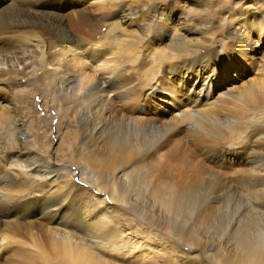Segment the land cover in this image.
I'll list each match as a JSON object with an SVG mask.
<instances>
[{
  "label": "bare ground",
  "instance_id": "bare-ground-1",
  "mask_svg": "<svg viewBox=\"0 0 264 264\" xmlns=\"http://www.w3.org/2000/svg\"><path fill=\"white\" fill-rule=\"evenodd\" d=\"M151 1L153 0H0V79H3L0 81L14 84L16 76L25 77L27 74L37 81L45 78L47 89L56 93V100H52L56 107L65 104L68 106L70 97L75 95L78 102L75 104H79L77 107L81 116L85 117V112L88 115L93 112L96 116H93V120L90 117L85 118V121L82 119L79 139L91 145L90 161L100 164L109 172L100 175L92 170L80 175L76 183L69 179V175H74L72 170L54 169L48 159L38 161L37 158L29 157V161L21 160L22 157L28 159L32 151L27 147L23 153H19L17 139L30 144L32 134L29 136L28 131L22 127L23 120L19 117L22 114L19 111L21 108H13L14 113L10 111L12 114L7 118L12 121L11 131H8L11 137L7 139L8 149L4 147L2 152L11 168H16L30 178L35 175L32 181L37 183L20 189L17 187L18 181L10 174L0 175L1 247L7 240L25 235L34 237L33 231L38 230L41 232L39 236L43 237L42 243L58 251L63 264H106V261L100 260L92 251L93 247L103 248L109 245L110 250L126 252L130 243L155 251L150 256L152 264H174L173 260L177 258L179 260H175V264H185L184 257L190 255L194 256L191 264H264V149L257 151L250 148L246 157L247 167L237 169L230 165L227 170V166L220 162L221 166L211 169L202 163L204 158H200L202 155L195 151L200 149H197V145L192 148V142L186 143L184 138L183 143L175 142L179 130H173L165 123L148 122L141 117L146 114L152 101L146 103L145 100L154 96L166 100L164 93L156 92V85L163 81L184 87L179 79L185 77L186 86L194 91L197 83L202 87L206 86L213 80L215 72L226 71L229 65L234 68V72L244 70L255 53L256 46L251 44L252 37L260 39L264 35V21H258L260 17L251 13H239L245 16V20L239 18L235 23H230L225 31L230 39L228 44H220L218 47L212 45L211 34L206 30L203 32L186 25L180 27L183 30L182 37L181 32L176 31L172 36L167 26L175 24L180 15L176 16L179 6L176 3L164 4L163 11L157 9L159 16L150 21L151 33L155 38L149 40L147 47H155L164 38L170 39L171 41H167L170 43L169 53L164 55L167 60L158 63L160 66L156 74L147 83V92L136 94L132 91L129 75L131 68L141 60L146 47L142 43L144 38L138 39L141 49L134 53L131 47L125 49L128 58L124 64H112L110 57L139 37L121 31L120 38L116 41L112 38V32L120 23L134 15L143 16V8ZM189 1L198 4L203 0ZM164 10H167L168 16ZM159 17L165 21L160 22ZM173 18L175 22L172 21ZM182 19V25L189 21L187 16ZM112 44L117 45L113 47ZM219 53L222 54V59L217 56ZM33 58L40 62L38 67L32 64ZM5 60H8V64ZM106 61H109V67H105ZM251 81L254 82L253 79ZM260 81L249 87H242V84L241 95L253 97L255 86L258 87L257 91L264 87V82ZM16 92L18 102L24 99V92L29 90L24 88ZM189 93L184 95L187 100ZM109 94L113 97H108ZM102 96H107L108 101H104ZM114 99L121 102V108L126 106L125 111L112 103ZM85 102L87 104L84 105ZM81 103L84 105L83 109ZM194 114L192 118L199 119L200 113ZM206 114L209 115L208 112ZM218 119L207 122L208 126L202 127V131L196 124L188 127L202 132L203 137L207 136L206 139L209 137L208 140L211 141H207L212 145L225 144L229 147L238 142L237 149H241L240 144L251 134L244 129L245 135L241 136L227 123H219L224 120ZM104 132L106 134L102 135ZM101 136H105L101 147L107 149L110 159L101 157L100 146L96 142ZM223 139H226L225 143ZM180 140L181 137L179 142ZM244 145L243 143L241 147ZM164 148L165 153H162ZM238 152L227 149L220 154L216 150L213 153L214 158L220 156L222 161L227 155L236 156ZM120 154L130 157V170L120 163ZM15 157L19 160H15ZM165 157L179 165V175L168 181L167 188L163 190L165 192L156 194L152 201L147 196L150 185L153 184L149 179L152 164L157 163L156 168H159L160 158ZM194 158L196 164L192 161ZM155 161L157 162L154 163ZM139 166H142L141 172ZM46 175H53L58 183L52 188L46 187ZM89 192L99 210L86 199ZM101 192L107 196L99 197L98 193ZM227 200L243 203L244 210L254 216L242 217L238 212L232 219L215 216L217 210L223 212L221 207ZM215 202L220 203L217 209L212 205ZM149 204L150 209L147 207ZM93 211L95 213L91 216ZM95 215L101 218L95 220ZM159 229L169 239L156 245V237L161 238ZM180 245L188 246V252L182 251ZM58 253L56 252L57 255Z\"/></svg>",
  "mask_w": 264,
  "mask_h": 264
},
{
  "label": "rangeland",
  "instance_id": "rangeland-1",
  "mask_svg": "<svg viewBox=\"0 0 264 264\" xmlns=\"http://www.w3.org/2000/svg\"><path fill=\"white\" fill-rule=\"evenodd\" d=\"M168 3L178 4L179 9L176 10L177 13L176 16L180 14L179 17H177L178 19H176V22H175V18L172 19V21L175 22V24L170 23L167 26L170 34L175 33L174 31L181 32L180 36L182 37L183 30L180 27L185 25L186 27L189 28H197L203 32L204 30H206L208 33L211 34L210 38H212L213 40L212 45L214 46L218 45V47L220 46V44H228L230 40L229 36L225 32L228 29V25L232 22L235 23L236 22L235 20L239 18L245 20V16L244 15L241 16L239 13H243V12L251 13V15L254 14L260 17L258 21L260 20L264 21V0H215V1L203 0L202 2L198 3L200 4L199 6L198 4L192 3L189 0H153L149 2L143 8V12H142L144 13L143 16L139 14L134 15L133 18H130L124 23L123 22L120 23L119 26H117L118 28H115L112 32V38H114L116 41L119 40L121 31H125L131 36H135V35L139 36L136 37V40L132 41L131 43H127L125 48H121L122 50L120 52L118 53L116 52L112 57H110V62L112 64L114 63L124 64L128 58V52L125 49L131 47L133 49V53L137 49H141L140 47L141 43L138 41V39L144 38L142 43L146 44V47L145 50L142 48L143 53L141 52L142 53L141 60L139 63H137L134 66V68L132 67L130 70L131 73L129 75V81L130 84L132 85V88L134 89L133 90L131 88L133 93L135 92L137 94L138 92L139 93L147 92L146 86L149 84L152 77L156 74L158 67L160 66V65L158 66V63L167 60L166 58H164L165 57L164 55H167L169 53L168 46L170 43L168 42L171 41L170 39H168L169 40L168 41L166 38H164L163 40H161V42L155 44L156 48L154 46L152 48H148L147 45L149 44V40H153L155 38L154 34L151 33L152 25L150 21L154 19L156 16H159V13H157V9L159 11H163L164 4H168ZM164 13H167V10H164ZM181 16L182 17L187 16L189 21H186L182 25L183 19ZM159 20L162 23L165 21L164 18L161 19L160 17ZM241 24L242 23H240V25ZM252 31L253 29L250 30L251 35H252ZM251 44L256 46L254 57L252 58L254 61L252 59L249 60L248 65H246L245 69L242 70L243 72L242 71L234 72V68L229 65L226 71H219V72L217 71L218 73L215 72V76L213 80L209 82L206 86L202 87L199 83H197L196 86L194 87V89L196 88L194 91L192 90L193 88H189V86H186L187 78L185 77H183L184 80L183 78L179 79V83H184V87L182 86L178 87L170 83H167L166 81H163L162 82L163 85H162L161 83L162 80L160 81L161 83L160 85L155 83V85L157 84L156 92L164 93V95L166 96V100H160L156 96L152 97L151 99L145 100L146 103H148L150 100L152 101L149 107H147L148 110L146 114H142L141 117L145 118V120L148 122H150L151 120L152 123L155 124L165 123L168 124L170 127H172L173 130L174 129L179 130L180 133H177L178 135L175 137V140L177 141L175 142L183 143L185 140V142L187 143L188 141H191L192 145L190 146H192V148L194 145H197L198 148L197 147L196 148L197 149L200 148V149L195 151L197 152V154L202 155V157L200 158H204L202 159V163L205 166L208 165V167L211 169H217L219 167L218 165H220V162L227 166L226 167L227 170H229L228 166L230 165H231L230 167H235L237 169H240V167L241 168L247 167L246 157L248 156V151L250 150V148L252 150H257V151H260L261 148L264 149V87L262 88L263 91L260 88L259 91H257L258 87L255 86L253 97L246 98L244 96L245 97L244 98L241 95L243 92L242 87H249L251 86L250 84L257 83V81L259 82L260 80H261L260 82L262 83L264 82V63H263L264 61H262L264 60V35L261 36L260 39H258V37L255 36L252 37ZM112 45L113 47H115L117 44L115 45L112 44ZM233 47H235V45ZM156 52H160V54H157ZM159 56L161 60L159 59ZM217 56L221 59L223 57L222 54L220 53L217 54ZM31 61L32 62L34 61L33 63L31 62L33 65L35 64L34 67H38V65L40 64V62H37L35 58H33ZM7 62L8 60H5V63ZM106 62L104 63L105 67H109L108 65L109 61L107 63ZM155 78H157V76ZM251 79H253L254 82H252ZM12 84L13 82H9L8 84H6L0 81V175L10 174L12 177L15 178V180L18 181L19 186L17 187L18 188L20 187V189H22L23 187L24 188L30 187L35 183H37L32 181L33 180L32 178L35 177V175L32 176L30 175L32 177L30 178L24 175L23 172L17 171L16 168L14 167L11 168L9 166V162L6 160L2 152L3 151L2 149H4V147H6L5 149H8L7 139L11 137L9 132L11 131L12 121H10L7 118H9L8 117L9 114L14 113L12 109L15 107H18V109L19 107L21 108V110L19 111L20 113L22 112V114H20L19 117L23 120L22 123L23 129H26L28 131L29 136H31L32 134V137H30L32 138L30 144H24L20 139H17V147L20 148L19 153H23V151H25L27 147L32 151V153L29 154L28 159L22 157L21 160L29 161L30 158H35V159L37 158L38 161H43L44 159H48L52 164V168L54 169L57 170L59 169V171H62L65 168L72 170V172H74V175L73 176L69 175V179H73V181L76 183L77 181H79L78 179L80 175L83 176L84 173H89L92 170L100 173V175L109 174V172L107 170H104L100 164H94L90 161L91 145L85 143L86 141L83 143L79 139L78 132L80 131L82 126L81 125L82 119H84L83 121H85V118L90 117L93 120V116L95 115H93V112L91 115H88L85 112L84 115L85 117L81 116V111L77 107L79 104H75L77 102L76 97L74 98L75 95L70 97L71 101L68 102L67 104L68 106H66V104L64 103L65 105L61 107H56L55 104H53L52 102V100L54 99L56 100L55 97L56 93L50 92L47 89L45 78L43 79V81H37V79H35L33 76L30 77L29 74H27L25 77L16 76L15 83L13 85ZM242 84L243 86L240 87ZM24 88L26 90H29V92H24L25 93L24 99L22 101L18 100V102H16L17 101L16 99H19L18 98L19 96L16 91L18 89L23 90ZM187 92H190L188 100L187 97L184 96L185 94H187ZM102 97L104 101H108L107 96H102ZM108 97L111 98L113 96L112 94H109ZM133 98H135V95H133ZM172 99H175V101H172ZM112 103L115 104L118 109H123V111H125L126 106H123V108H121V102H118V100L114 99ZM83 104L85 105L87 104V102ZM84 105H82L81 103L82 109L84 108ZM10 111H12V113ZM207 112L209 113V115L206 114ZM192 113L193 114L200 113L199 119H196V117L192 118L193 117ZM184 114H187V116L188 115L191 116H188L189 117L188 118ZM181 118H183V120ZM184 118H186L185 121ZM217 118H219L218 120H224L219 123L222 124L227 123L228 126L230 125L232 130L234 129V132L240 133L241 136L245 135L244 134L245 130L247 131V133L251 134L249 138L245 139L246 141L245 140L243 141V143L245 144L243 148L241 147L243 143L240 144V148L243 150L237 149L239 145L238 142H236V144L233 143V145L232 146L230 145L229 147L226 146L225 144L218 145L215 143L212 145L208 142L211 141L208 140L209 137L206 139L207 136L203 137L202 132L188 127L192 124H196L200 126L199 129H201L202 131L204 130V128L202 127H206V125L208 126L210 122L217 120ZM170 121L171 123L172 122L174 123L171 124ZM29 124L31 126H29ZM70 126L72 128H70ZM27 128H29L31 132H29ZM199 133L202 134L198 136ZM104 134H106V132H104L102 135ZM195 135H197L198 138ZM232 135H234V133H232ZM104 137L105 136L98 137L96 139V142L100 146L101 157L110 159L111 157L108 154L107 149L101 147L102 144L104 143L103 141ZM180 137L182 140H180L179 142ZM187 137L191 138L192 140ZM202 137L204 138V140H202L203 139ZM233 138L236 140L235 137ZM197 139L199 142L197 141ZM222 141L223 143H225L226 139H223ZM172 142H174V140ZM188 143L191 144L190 142ZM202 144H204V146ZM217 148H219L220 151ZM165 149L166 148L162 150V153H165L163 152ZM227 149L228 151H230L231 149L235 150L236 152L240 151V153L238 152L236 156L227 155L226 158L223 159L222 161L220 159V156L217 159L214 158L213 152L215 150L220 154L226 151ZM189 158L191 159L192 157L190 156ZM196 158H194V160L192 159L193 162L195 161L194 164H196ZM118 159L120 163L127 168V170L131 169V167L128 165L130 157L127 154H120ZM15 160H19V158L15 157ZM213 161L215 162V164ZM156 162L157 161H155L154 163ZM152 165L153 167L149 179H151V182L153 184L150 185L151 186V189L149 190L150 193L147 196L152 201H154L156 194L158 193L163 194V192H165L163 190L167 188L166 186L167 182L172 180L173 178L178 177L176 175H179L178 173L180 171V168L175 161H171L169 158L166 157L160 158V164H158L159 168H156L157 163L156 165L155 164ZM139 170L141 172L142 166H139ZM44 183L46 187L52 188L55 186V184L58 183V181L53 175L51 176L46 175V180L44 181ZM98 196L105 197L107 195L101 192L100 194L98 193ZM86 199L90 200L91 204L94 207H98L97 210H99V206L95 203L96 201L92 199V194H90V192L87 195ZM106 200H108V198H106ZM150 205L151 204L147 206L149 209H150ZM212 205L215 209H217L220 203L215 202ZM222 206L223 207H221L222 208L221 211L223 212H220L219 209L217 210V212H215L217 213L216 215L214 213L215 216L220 215L231 219L233 218V216H236L238 214H240V216L242 217H248V218H252L249 217V215L254 216L244 210L245 205H243V203L241 202H232L227 200ZM236 212H238V214ZM94 213H95L94 211L91 212V216H93ZM97 215L93 217L95 220L101 218L100 216ZM180 215H183V213L180 212ZM158 234L161 238L158 239L156 237L157 239L156 245H160L164 242V240L169 239L166 238L165 234H163V231L161 229L158 230ZM33 235L34 237H30V235H28L29 237H27V235H25L16 238L15 240H7L6 241L7 244L5 242L2 245L3 247L0 246V264H63L61 258L62 256L58 253V251L51 248V246H49L48 244L42 243L43 237L39 236L41 235V232H39L38 230H34ZM152 245L154 246V243ZM180 246L182 248L181 249L182 251L188 252L189 250L188 246H183V245ZM104 247L103 250V248L101 247L99 248L96 246L95 248L94 247L92 248V251L95 252V254H97L98 257H100L99 258L100 260L104 262L106 261L105 262L106 264H110V263L111 264H152L150 262L151 259L150 256L156 253L150 248L147 247L142 248L140 244L136 245V243L133 244L130 243L129 247L127 243L128 250L126 249V252L124 250H122L121 252L117 250L118 251L117 253L116 249L110 250L109 245H106ZM54 251H56L58 255ZM190 256L184 257L183 260L186 261L185 264H191L192 258L194 256L192 255ZM175 260H179V259L177 258ZM175 260H173L174 264H175Z\"/></svg>",
  "mask_w": 264,
  "mask_h": 264
}]
</instances>
